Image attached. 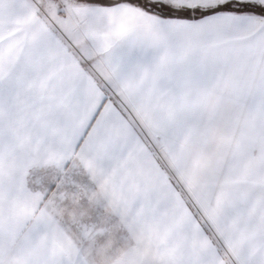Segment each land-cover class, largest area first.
I'll return each instance as SVG.
<instances>
[{
    "label": "snow or ice",
    "instance_id": "snow-or-ice-1",
    "mask_svg": "<svg viewBox=\"0 0 264 264\" xmlns=\"http://www.w3.org/2000/svg\"><path fill=\"white\" fill-rule=\"evenodd\" d=\"M0 264H264V0H0Z\"/></svg>",
    "mask_w": 264,
    "mask_h": 264
}]
</instances>
